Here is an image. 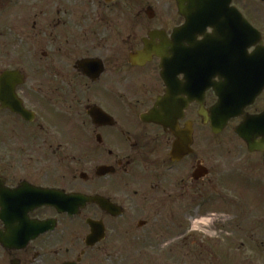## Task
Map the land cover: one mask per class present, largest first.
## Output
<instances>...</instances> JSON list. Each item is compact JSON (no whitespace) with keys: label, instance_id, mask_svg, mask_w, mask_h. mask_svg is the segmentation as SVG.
I'll return each instance as SVG.
<instances>
[{"label":"flooded vegetation","instance_id":"flooded-vegetation-1","mask_svg":"<svg viewBox=\"0 0 264 264\" xmlns=\"http://www.w3.org/2000/svg\"><path fill=\"white\" fill-rule=\"evenodd\" d=\"M263 179L264 0H0V264H264Z\"/></svg>","mask_w":264,"mask_h":264},{"label":"rangeland","instance_id":"rangeland-1","mask_svg":"<svg viewBox=\"0 0 264 264\" xmlns=\"http://www.w3.org/2000/svg\"><path fill=\"white\" fill-rule=\"evenodd\" d=\"M251 179H253L254 181H257L256 179V177H253V178H251ZM237 182H233V185H237L236 184ZM239 183V185L240 184H242V182L240 181V182H238ZM243 183H245V181H243ZM263 184H264V179H263ZM236 195H240V193H237V194H234L233 193V198H236V199H238L239 197H236ZM241 200H236V202H240ZM264 256V255H263ZM173 260L176 262V263H181V262H183V259H182V257H173ZM149 263L148 262V260H147V257H142V258H139V257H136L135 258V263L136 264H145V263ZM152 264H159V263H161V260H160V258L159 257H152V262H151Z\"/></svg>","mask_w":264,"mask_h":264},{"label":"water","instance_id":"water-1","mask_svg":"<svg viewBox=\"0 0 264 264\" xmlns=\"http://www.w3.org/2000/svg\"><path fill=\"white\" fill-rule=\"evenodd\" d=\"M208 6H207V1H205L204 2V6H201V8L203 9V8H207ZM184 12V11H183ZM202 13H205V12H202ZM187 17H191V15L189 16V15H187ZM202 46V45H201ZM205 46H207V43H205ZM259 91H261V88H259L258 90H256L255 92H253V93H251L250 95H254V97L257 95V93H259ZM237 96H239V98H240V96L242 95V92L239 90L238 92H237V94H236ZM245 104H243L242 102L241 103H238L232 110H230L228 113H227V115H226V119H229L231 116H233V115H237L238 113H240L241 112V110H242V108H243V106H244ZM225 121V120H224Z\"/></svg>","mask_w":264,"mask_h":264}]
</instances>
